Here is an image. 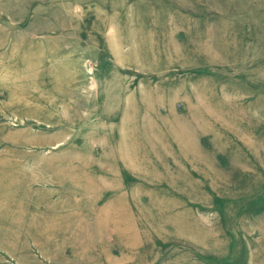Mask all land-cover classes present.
Returning a JSON list of instances; mask_svg holds the SVG:
<instances>
[{
  "label": "rangeland",
  "instance_id": "rangeland-1",
  "mask_svg": "<svg viewBox=\"0 0 264 264\" xmlns=\"http://www.w3.org/2000/svg\"><path fill=\"white\" fill-rule=\"evenodd\" d=\"M0 161V264H264V0H0Z\"/></svg>",
  "mask_w": 264,
  "mask_h": 264
},
{
  "label": "bare ground",
  "instance_id": "bare-ground-1",
  "mask_svg": "<svg viewBox=\"0 0 264 264\" xmlns=\"http://www.w3.org/2000/svg\"><path fill=\"white\" fill-rule=\"evenodd\" d=\"M2 162V161H0ZM50 167H46L45 169L48 170ZM63 169V167H62ZM9 169L4 166V167H0V175H5V176H8L9 175ZM33 177H31L33 179V181H37L38 179L41 180V181H44L45 177L44 176H38L36 175H32ZM48 179V178H46ZM57 179V178H56ZM38 180V181H39ZM31 187H27V188H23L22 190V193L21 195H23L24 197H26L27 195L29 194H32L33 193V183L30 184ZM80 188V187H79ZM83 190V188L81 189ZM118 199H121V200H118ZM111 200V203L107 204L106 206H108V210L105 212L106 216L104 218V220L102 221V228H104L105 230L107 229V232H111L113 235H114V241H115V244L114 242L112 243L113 246L116 248L119 246V243L117 242V234H116V231L115 230H123V229H126L128 226H129V223L130 221L128 222V219H130V210H129V202L124 199V198H117L116 201H114L113 205H112V199H109ZM67 203V201H65ZM39 203H40V200H36L35 203L33 204V209L35 210H39ZM76 203V201H75ZM55 204V205H54ZM53 206H57L59 204V207H64V202H59V203H54ZM128 204V205H127ZM68 206H70V204H67ZM9 207V206H7ZM86 211H81V214H79L81 217L83 216V222L82 224H87L88 221H87V218H86ZM97 212H95V215H94V218L96 220L97 218ZM89 224V223H88ZM90 227L92 228V224H90ZM121 247V246H120ZM123 249V248H122ZM123 253V251H122Z\"/></svg>",
  "mask_w": 264,
  "mask_h": 264
}]
</instances>
